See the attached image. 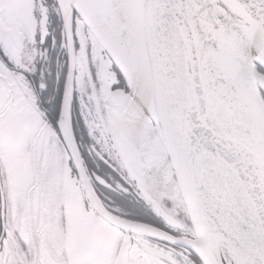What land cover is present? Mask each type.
Returning <instances> with one entry per match:
<instances>
[{
  "label": "snow or ice",
  "instance_id": "obj_1",
  "mask_svg": "<svg viewBox=\"0 0 264 264\" xmlns=\"http://www.w3.org/2000/svg\"><path fill=\"white\" fill-rule=\"evenodd\" d=\"M0 264H264V0H0Z\"/></svg>",
  "mask_w": 264,
  "mask_h": 264
}]
</instances>
